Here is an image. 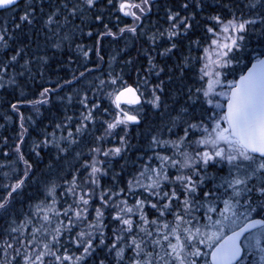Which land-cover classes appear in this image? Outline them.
Masks as SVG:
<instances>
[{
  "label": "snow or ice",
  "instance_id": "obj_1",
  "mask_svg": "<svg viewBox=\"0 0 264 264\" xmlns=\"http://www.w3.org/2000/svg\"><path fill=\"white\" fill-rule=\"evenodd\" d=\"M154 8V0H0L8 13L0 89L12 97L0 100V119L15 114L19 125L15 160L0 166L13 181L2 185L0 264H264V0H226L210 11L205 0H170L151 21ZM137 42V58L118 60ZM48 49L62 54L65 70L76 67L29 98L25 89L37 75L43 80ZM175 72L184 103L133 145L130 128L149 109L168 108L161 77L170 83ZM52 95L64 113L30 152L42 159L38 149L51 145L49 173L57 162L66 166L37 178L18 210L16 196L24 197L37 163L23 150L35 121L22 106L39 113ZM118 157L125 163L116 172Z\"/></svg>",
  "mask_w": 264,
  "mask_h": 264
},
{
  "label": "trees",
  "instance_id": "obj_2",
  "mask_svg": "<svg viewBox=\"0 0 264 264\" xmlns=\"http://www.w3.org/2000/svg\"><path fill=\"white\" fill-rule=\"evenodd\" d=\"M154 2L158 3L160 5V8H158V9L154 8L153 13L150 14V16H149V20H151V21H155L158 16L163 17V9L168 6L170 0H154ZM220 2H226V0H205V4L207 5V9L209 11L212 9H215L217 7V4ZM20 6L22 7L23 5L21 4ZM7 15H8V13L0 12V23L3 22L4 18ZM148 22L149 21L146 20L145 24H147ZM9 27H11V25H9ZM195 35H198V33ZM195 35H193L192 38H195ZM187 42H188L187 40L183 41L179 51L174 50L175 54L171 58L167 59V61H166L168 65H172L173 62L177 60V58L180 56L181 52L185 50V46L187 45ZM84 43H86V44L91 43V41L85 40ZM256 43H257L256 40H251V46H255ZM36 46L43 47L42 38L36 40ZM163 46L164 45H162L161 47H163ZM120 47H123V44H121ZM140 47H142L140 42H137L134 46H130L127 49V55H125L124 53H121L120 57H118V60L119 59H123V60L126 59L127 60L130 57L137 58V48H140ZM29 50L34 51L35 46H30ZM54 51H55L54 49H48L47 54L49 55V57L51 59L49 60V64L47 65V67H45L43 69V72H44L43 80H41L39 75H37L36 83L35 84L29 83L28 88L25 89V93H26V95H28L29 98H35L33 96V92H35L36 95H38L41 84H43V86H45V87H54L55 82L60 77L68 76L69 73L76 67V65L74 64L73 69L65 70L64 68H62L60 66V63H59V61L61 60L62 54L56 53V55L53 56ZM154 55H155V53H154ZM105 59L106 60L108 59L107 54L105 55ZM139 61H143L144 66L147 67L146 60L144 59V57H142V56L138 57V62ZM164 62L165 61L163 58L158 59V61H157V63H159L161 66H163ZM119 66H120L119 64L116 65L117 70H119ZM167 75H168L167 73H165L164 75L162 74L161 78L164 77L163 79L166 81L165 86H166V89L169 93V95L165 96V102L168 105V108L167 109L162 108L160 110L149 109V112H147V115L145 118V122L140 126L141 128L137 127V126H132L130 128V133L132 136L131 143L133 145L137 144L138 141L141 140L143 134L146 133L147 129H149L150 127H153V126H159L162 123H165L166 121H168L169 117L174 116L175 111L180 107V105H182L184 103L185 98L181 95L182 83L178 79L179 73L175 72L173 74V80L170 83L167 82ZM91 79H93V76L87 77V80H91ZM87 80L82 81L80 84H75L74 87L79 89L81 87L87 86ZM153 80H155V77H153ZM46 82H50V83H46ZM70 91H71L70 88H66L65 91L60 92V96H64L67 92H70ZM10 92H11V90H9V92L6 93L3 89H0V100L12 99ZM51 100H52V103L46 104V105H43L40 107L39 113H36L30 106H22V111L24 112L25 116L26 117L32 116L33 120L35 121V123H30L29 125H27L28 126V134L26 136V142H25L23 150L27 154L28 158L36 160L37 163H36L34 173L31 174L32 178L28 180L27 185L24 189V197L16 196V202L14 203V207L18 210L21 209L20 201L22 199L26 198L27 196L33 195L35 193V190L38 187L37 184L35 183V180L37 178L45 179L48 177V175H52L54 177L55 176V168L57 166H66L65 162H57V165H55L53 167L52 172L49 173L48 165L51 162V157L54 156V153H55L54 149H52L51 152L49 151V149H51V145H49V148L38 149V151L41 152L42 159L36 158L35 155L30 152V148L32 146L33 141L42 140L44 138L43 137V130L47 129L48 131H51L50 125L53 122H55L56 120H58L64 113L63 106H62L60 100L57 98V96L52 95ZM173 100H178L179 103L174 104ZM0 111H3V106H0ZM161 113H164V114H161ZM167 113L169 116L167 115ZM0 124L5 125L4 127L0 128V166L10 165V162L15 160L14 137H15L16 133L19 131L18 120L15 117V114H13V120L11 122L5 124V122L2 119H0ZM138 132L141 133V137L137 136ZM96 134L99 135L100 133L97 132ZM4 137L9 138L8 147H5V145L3 144V138ZM84 150L86 151V149H84ZM5 151H8L10 153V155L8 157L4 156ZM126 155H127V158L129 159V163H130L131 159H135V156H136L135 149L128 152ZM67 162L68 163L71 162V157H69V160ZM124 163H125V161L123 159H121L119 157L115 158L113 171L119 172L121 169V166ZM23 169H24V165L19 164L18 170L15 173V175H17V176L23 175ZM5 171L10 172V167H0V198H2L4 195H6V192H4L2 190V185L5 183L13 182L10 180H6L4 178L3 174ZM10 175H12L11 172H10ZM120 179H121V181H125L126 180V174L122 173ZM2 180H4V181H2ZM102 182L104 183L105 186L111 184L112 183L111 173L109 174V176L103 178ZM24 203L26 206V203H27L26 199H24ZM0 223H3V222L0 221ZM89 264H93V261L90 260Z\"/></svg>",
  "mask_w": 264,
  "mask_h": 264
},
{
  "label": "bare ground",
  "instance_id": "obj_3",
  "mask_svg": "<svg viewBox=\"0 0 264 264\" xmlns=\"http://www.w3.org/2000/svg\"><path fill=\"white\" fill-rule=\"evenodd\" d=\"M128 57V56H127ZM126 60V59H125ZM164 75V74H163ZM164 78V77H163ZM166 103V102H165ZM174 110V109H173ZM149 112V111H148ZM164 114V113H163ZM175 114V113H174ZM167 115H168V113H167ZM150 116V115H149ZM156 116V115H155ZM169 116V115H168ZM150 118V117H149ZM163 122V121H162ZM167 122V121H166ZM146 125V124H145ZM141 128V127H140ZM143 129V128H142ZM2 181H4V180H2Z\"/></svg>",
  "mask_w": 264,
  "mask_h": 264
}]
</instances>
